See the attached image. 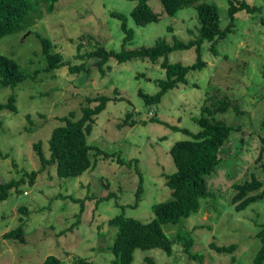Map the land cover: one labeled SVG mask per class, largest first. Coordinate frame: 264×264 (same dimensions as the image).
I'll list each match as a JSON object with an SVG mask.
<instances>
[{
  "label": "rangeland",
  "instance_id": "rangeland-1",
  "mask_svg": "<svg viewBox=\"0 0 264 264\" xmlns=\"http://www.w3.org/2000/svg\"><path fill=\"white\" fill-rule=\"evenodd\" d=\"M208 1L219 7L225 27L229 23V0ZM246 1L261 11L254 15L239 13L235 33L221 42L217 56L210 51L209 43L205 44L204 60L208 66L203 71L191 72L188 86L170 91L159 104L158 113L149 112L138 92L142 89L156 94L159 87L155 81L165 78L164 70L150 61L119 64L112 60L101 72L98 59L85 62L75 59L76 44L80 43L81 36L91 35L95 40L82 41L83 53L96 50L98 42L107 50L120 51L125 35L121 21L110 16L114 11L127 15L128 25L135 31L131 49L154 46L159 38L170 44L175 36L187 41L191 37L188 30H195L197 25L195 7L170 18L161 13L160 4L154 0L150 4L160 21L139 27L130 15L136 2L61 0L52 14H45L36 22L33 34L23 32L0 41V55L17 60L32 75L44 68L42 45L35 32L49 38L55 45L53 51L61 53L65 61L83 64L80 73H71L66 66L52 73L42 72L16 88L0 86V104H6L12 95L17 100V112L0 111V183L25 180L19 188L22 193L13 190L7 200L0 202V264H41L51 255L58 257L62 264H73L81 257L96 264H116L111 247L118 229L109 226L108 221L121 213L144 223L154 219V205L171 198L163 176L176 172L169 151L177 141L190 139L182 132L172 131L171 126L150 120L157 117L196 134L200 127L193 118L201 116V109L211 105L210 97L215 95L228 97L233 105L239 104L241 116L231 108L216 119L241 126L249 142L242 148L237 176L229 177L227 169H220L210 181L214 190L224 197L218 201H201L198 213L185 220L184 227L195 239L192 251L204 255L203 264H253L261 249L257 234L264 225V200L240 213L231 202L234 184L251 180L253 174L264 181L257 163L264 139V0ZM172 24L174 29L170 32L167 28ZM170 60L191 65L196 61V54L194 50L173 52ZM141 73L145 77H138ZM117 89L119 93L115 92ZM101 95L123 98V101L110 102L97 117L89 142L116 157L96 158L93 169L72 178H59L52 166L38 174L31 185L25 173L41 168L35 144L42 142L49 156L48 141L52 131L62 125L60 118L73 111L79 116L86 97ZM129 112L139 114L138 118L149 121L148 124L120 128ZM119 156L128 163L134 159L140 162L137 167L144 177V194L137 208L129 205L135 203L141 178L135 164L121 165L117 161ZM110 193H115L117 198L99 202ZM70 197L84 200L82 214L81 203L73 202ZM117 203L125 206V210ZM21 207L28 209V216L20 212ZM20 218L26 222L24 244L4 238L21 224ZM180 228L181 225L163 226L171 239L178 238ZM212 242L218 246L237 244V250L232 255L219 254L210 248ZM174 253L170 258L159 249L136 250L133 264H145L146 257L153 258L156 264H199L188 257L181 243L174 246Z\"/></svg>",
  "mask_w": 264,
  "mask_h": 264
},
{
  "label": "trees",
  "instance_id": "trees-1",
  "mask_svg": "<svg viewBox=\"0 0 264 264\" xmlns=\"http://www.w3.org/2000/svg\"><path fill=\"white\" fill-rule=\"evenodd\" d=\"M60 1L0 0V41L23 32H31L33 34V27L36 22L41 21L45 14H52ZM128 1L136 2V6L132 9L130 15L137 26L146 27L151 23L160 21V16L154 11V6L150 4L154 0ZM157 1L156 3H159L162 8L161 13H166L170 18H177L178 14L184 9L196 8L194 9L197 12V25L195 30L191 28L188 30L191 36L189 40L184 41L175 36L174 42L170 44L166 39L159 38L154 46L131 49L129 45L135 39V31L129 27L127 15L114 11L110 13V16L121 21V29L125 35L121 50L118 52L107 50L98 42L96 50L90 53H83L84 44L82 41L86 39L89 41L95 40L91 35H86L79 38L80 43L76 44L77 54L75 56V59L83 62L98 59L97 64L100 66L101 72L104 71L103 66L112 60H116L119 64L140 60L144 62L150 61L158 65L166 74L164 79L155 81L159 91L154 95L148 94L142 89L138 92V96L144 101L149 112L153 110L157 112L159 104L170 91L177 90L182 86H188V76L191 72L203 71L208 66L204 60V54L206 53L205 44L209 43L210 51L217 56L218 46L221 42L225 41L229 35L235 33L239 13L246 12L249 15H254L261 11V8L248 4L246 0H229L227 10L229 23L223 27L219 7L208 0ZM167 29L173 32V24L168 26ZM35 34L42 45L44 68L36 70L32 75L27 73L17 60L6 55H0L1 87L16 88L42 72L45 74L52 73L66 66L69 67L71 73H80L82 71L83 64L72 65L71 62L65 61L61 53L53 51L55 45L49 38L43 37L36 32ZM73 43H76V41H73ZM192 50L196 54V61L191 65L170 60V54L173 52H188ZM140 76L145 77V74L141 73L138 77ZM195 87L198 86L195 85ZM115 92L119 93V90L117 89ZM121 100L123 101V98H112L106 95L94 98L88 96L81 104L79 116L73 111L67 116L60 118L62 125L52 131L48 141L49 156L45 154L42 142H38L34 146L41 168L29 174L25 173L30 178L31 185H34L38 174L43 173L52 166L56 168L59 178H72L82 176L93 169L97 163L96 158L101 157L107 160L116 157V154L107 153L97 145L91 144L89 137L93 133L97 117L106 110L108 104L112 101ZM210 101L211 105L201 109V116L193 118L200 127V131L196 134L187 128L170 125L157 117H153L150 120L153 123L159 122L171 126L172 131L182 132L190 139L177 141L169 151L176 166V172L172 174L166 173L163 176L166 179L165 186L171 190V198L154 205V219L144 223L121 213L108 221L109 226L118 229L111 247L116 264H133L136 250L150 251L159 249L171 258L175 254L174 246L177 243L183 245L185 253L190 259L203 264L204 255L192 251L195 239L190 232L185 231L184 221L193 214L198 213L201 201L207 199L218 201L221 197H224L220 191L214 190L210 181L218 174L220 169H227L229 177H236L239 172L238 165L244 152L242 148L249 142L245 140V133L241 126L228 125L226 122L216 119L217 115H225L231 108L237 112L238 116H241L239 104L233 105L228 97L222 98L217 95L210 97ZM16 102V96H10L6 104H0V111L10 109L13 112H17ZM136 116L135 113H127L123 124L119 127H135L138 124L146 126L148 124L149 121L138 118L139 114L137 118ZM27 118L30 119V116H27ZM262 142L257 163L262 174H264V139ZM117 161L121 165H133L134 163L138 170L141 179L135 192L136 200L134 204L129 205L131 208H137L144 194V177L137 167L140 162L134 159L128 163L120 156ZM24 183L25 180L23 178L0 183V202L7 200L13 190L17 193H22L19 188ZM233 188L235 194L231 202L235 205L237 213L243 212L250 208L251 205L264 200V181L258 179L256 174H253L249 181L234 184ZM112 198H117V195L110 193L107 197L100 198L99 202L110 201ZM72 201L81 203L80 213L82 214L85 211L84 200L80 201L72 198ZM117 206L123 210L126 208L121 204L119 205V203H117ZM20 212L24 213L25 216L29 215V211L25 207H21ZM20 221L21 224L17 228L10 230L4 235L6 240L18 241L22 244L26 243V222L24 218H20ZM167 225L182 226L177 239H171L164 231L163 226ZM260 229L257 238L261 241V249L257 253L253 264H264V225L260 226ZM210 248L219 254L232 255L237 250V244L218 246L212 242ZM232 259L233 263H235L236 259L234 257ZM145 260V264H156L151 257H146ZM41 264H62V261L58 257L51 255ZM73 264L96 263L81 257L76 258Z\"/></svg>",
  "mask_w": 264,
  "mask_h": 264
}]
</instances>
